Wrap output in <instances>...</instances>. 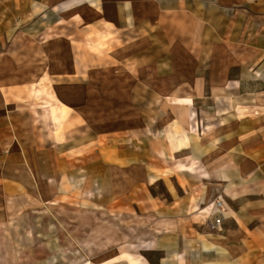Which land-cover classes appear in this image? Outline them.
Returning a JSON list of instances; mask_svg holds the SVG:
<instances>
[{
	"label": "crops",
	"instance_id": "1",
	"mask_svg": "<svg viewBox=\"0 0 264 264\" xmlns=\"http://www.w3.org/2000/svg\"><path fill=\"white\" fill-rule=\"evenodd\" d=\"M31 1L43 6L41 15L82 22L80 30L94 34H86L79 46L70 39H28L18 29L11 40L2 35L1 185L42 175L40 152L48 154L50 173L57 174L58 158L100 136L104 124H91L85 92L95 73L89 72L93 54L102 70L96 79L126 80L132 102L141 90L158 101L146 102L143 130L131 127L127 148L117 150L135 184L183 174L172 169L177 159L188 157L200 166L208 159V184L202 186L225 196L223 203L152 199L139 203L141 215L129 220L143 223L159 240L189 242L192 264H217L221 253L224 264H264V0ZM60 40L74 49L62 50ZM27 79L30 85L40 80L45 91L33 96L31 87L24 88ZM250 79L257 90L242 89ZM53 100L68 110L60 130L57 114L51 113L58 107ZM197 143L206 150L201 156L190 151ZM234 192L239 195L233 199ZM146 244V251H153V241ZM181 249L185 254L178 246V256Z\"/></svg>",
	"mask_w": 264,
	"mask_h": 264
},
{
	"label": "rangeland",
	"instance_id": "2",
	"mask_svg": "<svg viewBox=\"0 0 264 264\" xmlns=\"http://www.w3.org/2000/svg\"><path fill=\"white\" fill-rule=\"evenodd\" d=\"M38 8L43 6H37L31 0L19 3L0 0V28H4L0 39L6 35L7 40H11L18 29L28 39H70L76 43L74 46H79L78 42L83 41L86 34H94L92 31L82 32L80 21L74 24L52 12L41 15ZM60 41L62 50L69 52L74 49ZM92 56L90 54L89 72L95 73L85 92L90 103L91 124L96 125V121L104 124L103 128L99 127L100 136L90 137L85 145L70 148L68 157L58 158L57 174L50 173L48 154L40 152L42 175L30 173L25 184L10 181L1 185L0 181V264H192L193 257L186 252L189 242L183 245L176 239L159 240L158 233L145 232L144 224L130 221L129 216H140L137 205L152 199L225 202L222 191H211L208 185L202 186L204 182L208 184L204 181L208 177V159H201L203 166L188 157L177 159L172 169L175 167L183 174L174 175V180L166 176L164 181L135 184V175L131 177V168L118 159L121 154L117 150L127 148V132L131 127L143 130L141 117L145 113L146 102L150 105L158 101L141 90L132 97V102L126 95V80L105 79L102 82L96 79L97 70H102L99 63L93 62ZM239 74V70L232 72L233 77ZM256 84L250 79L242 89L257 90ZM30 87L27 79L24 88ZM118 91L119 96L113 95ZM235 98L241 102V97ZM253 100L250 97L249 103H254ZM53 102L57 106L62 105L59 101ZM62 123L60 120L58 130ZM139 146L143 151L144 143ZM200 149L197 143L190 151L201 156L206 150ZM143 156L141 162L144 161ZM26 170L32 171V168ZM165 171L164 175H169ZM234 179L239 178L234 175ZM236 184L239 185V181ZM237 195L234 192L233 199ZM152 241L153 251H146V243ZM178 246L185 247V254L181 249L177 255ZM161 248L173 253L165 256L159 251ZM194 261L199 263L198 258ZM225 261L224 254L218 255L217 264Z\"/></svg>",
	"mask_w": 264,
	"mask_h": 264
},
{
	"label": "bare ground",
	"instance_id": "3",
	"mask_svg": "<svg viewBox=\"0 0 264 264\" xmlns=\"http://www.w3.org/2000/svg\"><path fill=\"white\" fill-rule=\"evenodd\" d=\"M37 79V78H36ZM35 80V79H34ZM42 91H45V88L41 85L40 80L34 81L31 84V94L33 96H37L38 94L42 93ZM53 111L57 114L58 119L63 121L66 113H67V108L64 105H60L57 108L51 109V113ZM60 130V129H59ZM59 132V131H58ZM60 133V132H59ZM58 134V133H57ZM59 136V135H58ZM62 137V136H61ZM58 139V138H57ZM60 140V139H59ZM57 141V140H56ZM61 141V140H60ZM61 211V210H59ZM154 221V220H153ZM9 223V222H8ZM109 238V237H108ZM107 239V238H106ZM46 242V241H45ZM106 243V242H105Z\"/></svg>",
	"mask_w": 264,
	"mask_h": 264
},
{
	"label": "built area",
	"instance_id": "4",
	"mask_svg": "<svg viewBox=\"0 0 264 264\" xmlns=\"http://www.w3.org/2000/svg\"><path fill=\"white\" fill-rule=\"evenodd\" d=\"M221 206V203H217V207H220Z\"/></svg>",
	"mask_w": 264,
	"mask_h": 264
}]
</instances>
